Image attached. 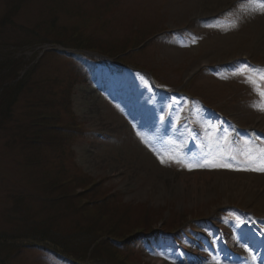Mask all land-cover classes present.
I'll return each instance as SVG.
<instances>
[{"label": "rangeland", "instance_id": "obj_1", "mask_svg": "<svg viewBox=\"0 0 264 264\" xmlns=\"http://www.w3.org/2000/svg\"><path fill=\"white\" fill-rule=\"evenodd\" d=\"M235 1L0 0V67L28 62L21 79L33 70L14 110L0 113V239L53 229L80 242L76 264H229L212 248L241 251L250 230L264 234V172L252 170L264 82H249L264 76V7ZM74 36L95 48L77 51L127 46L114 57L145 76L102 64L88 83L74 51H56ZM4 73L0 90L17 71ZM228 177L252 190L222 189ZM14 241H2L0 264H69Z\"/></svg>", "mask_w": 264, "mask_h": 264}, {"label": "trees", "instance_id": "obj_2", "mask_svg": "<svg viewBox=\"0 0 264 264\" xmlns=\"http://www.w3.org/2000/svg\"><path fill=\"white\" fill-rule=\"evenodd\" d=\"M16 2H17V0H16ZM37 34L40 35V33L38 31H37ZM80 42H81L80 39H77L74 36V37H72V40L71 39L65 40V38H64L63 40H60L58 42V44H61L65 48H71V49H81V50H83V49H88V50L95 49L94 47L91 48V46H85L83 43L81 44ZM43 43H47V42L42 41L41 44H43ZM33 46L34 45H31V47H33ZM127 48H128L127 46L126 47H119V48H117L118 49L117 52H114L112 50H109V51L101 50L99 52L114 57V56H118V54H124V52L128 50ZM77 55L81 56V58L85 56V54H77ZM91 58H93V57H91ZM16 64H18V63L16 62ZM26 64H28V62H23L22 59H20V66L17 68V70H14V64L12 62L8 61L7 59H5L3 62V68L0 67V70H2L3 73L4 72L10 73L11 71H17V73L15 74V77H14L15 79L13 81H11V83H13L15 81H17V82L13 83L12 85H10L11 83H9L8 86L6 85L0 90V104H2V106H0V110H1L0 113H2L3 115H7L8 113H10L14 110L13 109L14 104L17 101V99L19 98L20 93L26 84L25 81H28L26 79V77L31 78V75L33 74V70L31 69L25 75L26 77L24 76V77H22V79L18 78V77H20L21 72L23 73L24 67ZM37 66H38V64H36L34 66V68H36ZM4 75H6V74L4 73ZM7 79L8 78H2V80L0 81V88L7 81ZM67 112H68L69 117L74 116L73 112L70 108V104H68ZM56 234H58V232L53 230V229H49V230L42 229V230H40L39 227L28 228L25 231L20 232L18 234H16V233H13V234L3 233L2 234L3 238L0 239V242H1L0 248L3 247L2 241L15 240L18 243L20 241H29L30 240V242H32V243L37 242L40 244L41 243L44 244L45 248L44 249L41 248L44 253H47V254H50L53 256L63 257L67 260L69 258V260H70L69 263L74 264L73 262L75 260H79V258L75 255L79 256V254H81V252L79 253V249L77 248L80 246V242L73 241V244H70V246H69L67 244V241H64L61 237H56ZM99 235H100L99 232L93 233L91 235L92 241L94 240L96 242L98 239L101 240ZM6 236H12V238L11 239L4 238ZM48 245H51V248H49ZM95 250H97V249H95ZM94 256L97 257L95 254H94ZM70 257H72V258L70 259ZM80 261H82V260H80Z\"/></svg>", "mask_w": 264, "mask_h": 264}, {"label": "bare ground", "instance_id": "obj_3", "mask_svg": "<svg viewBox=\"0 0 264 264\" xmlns=\"http://www.w3.org/2000/svg\"><path fill=\"white\" fill-rule=\"evenodd\" d=\"M214 14V13H213ZM205 15H210V14H201L199 16H205ZM220 181V180H219ZM218 181V184L219 186H221L222 189H225L226 187H230V188H233L234 190L236 191H241V190H244V189H248V190H252V187L250 186V183L249 182H244V181H238V180H231L229 177L228 178H222V181L219 182ZM181 182V183H179ZM185 178H182L178 181V185L177 186H181V184H185ZM182 187V186H181Z\"/></svg>", "mask_w": 264, "mask_h": 264}, {"label": "snow or ice", "instance_id": "obj_4", "mask_svg": "<svg viewBox=\"0 0 264 264\" xmlns=\"http://www.w3.org/2000/svg\"><path fill=\"white\" fill-rule=\"evenodd\" d=\"M257 2H259L261 4V6L264 7V0H257ZM249 82L253 83L254 85L258 84L260 82H264V76L261 77L260 81L250 80ZM258 95L262 99H264V89H259ZM259 110L264 111V106L260 107ZM259 151H260V155L258 157H256L255 160L257 162H259L261 166L259 168H255L252 170L264 172V149H260ZM249 159H252L251 154H249ZM225 166H227V165H225Z\"/></svg>", "mask_w": 264, "mask_h": 264}]
</instances>
